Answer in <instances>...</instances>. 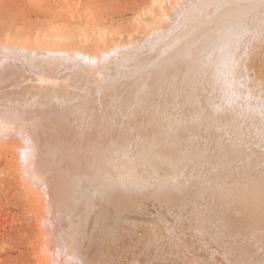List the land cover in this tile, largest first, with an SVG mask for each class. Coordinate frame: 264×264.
<instances>
[{
    "label": "bare ground",
    "instance_id": "1",
    "mask_svg": "<svg viewBox=\"0 0 264 264\" xmlns=\"http://www.w3.org/2000/svg\"><path fill=\"white\" fill-rule=\"evenodd\" d=\"M167 1L170 7L164 5ZM185 1L193 6L201 0H157L160 12L149 9L151 22L138 37L119 34L108 42L102 38V55L106 56L102 60L111 56L112 49L119 51L121 47L133 46L131 42H142L151 30L163 38L179 26L183 28L182 23L194 15L192 9L184 11ZM202 4L204 8L206 3ZM243 4L234 3L238 7L230 16L240 22L239 34L232 36L242 40L233 73L234 82L249 90L250 106L245 109L250 111L244 119L240 113L246 110L238 109L241 103L237 108L223 88L225 84L221 85L214 54L193 50L192 44L187 52L183 51L186 44L177 52L158 56L153 50L156 57L150 52L152 55L149 53L142 60L128 56L129 68L107 72L104 68L108 61L101 68L95 64L97 61L79 59L83 48H78L77 42L69 43L74 35L55 34L60 41L53 45L41 44L39 37L34 47L9 40L0 43V145L8 144L10 151L16 153L24 184L42 207L40 253L44 264H264V237L260 243L261 234L256 236L264 232V78H257L262 67L258 56L264 51V3L253 9ZM197 8L193 9L196 13ZM217 29L219 33L221 28ZM215 31L208 34L215 37ZM147 40L150 41L148 37ZM205 113L211 120H204ZM227 122H237L232 123L235 130L228 129ZM222 123L232 133L225 135L238 137L241 148L247 146L253 153L239 157L248 164L247 180L233 207L219 215L212 212L211 206H205L206 198L204 201L197 195L202 191L201 184L196 198L190 193H186L190 198L186 194L182 198L178 193L181 178L186 170H191L187 164L183 166L186 158L209 170L219 167L220 161L230 160L232 155L228 158L227 154L218 153V141L215 144L208 136L211 126L215 129ZM158 149L162 151L157 152ZM196 167L192 170L199 169ZM225 171L230 173L220 172ZM215 176L217 179L218 174ZM234 177L231 178L235 180ZM231 184L226 186L235 188ZM247 234L255 242L252 247L233 246Z\"/></svg>",
    "mask_w": 264,
    "mask_h": 264
},
{
    "label": "rangeland",
    "instance_id": "2",
    "mask_svg": "<svg viewBox=\"0 0 264 264\" xmlns=\"http://www.w3.org/2000/svg\"><path fill=\"white\" fill-rule=\"evenodd\" d=\"M156 1L157 0H0V43H5V42H8V40H9L13 43H22V44H26L30 47H34V46L38 45V43L36 42V38L39 37L41 40V42H40L41 44H43L44 42H48V44L53 45L54 42L58 43L60 41L59 37L54 36L55 34H58V35L62 34V35H66V36L74 35L70 38V40L72 39L71 42H73V43L69 42V40H67V42H69L70 44H75L77 42L78 44L76 43V45L78 46V48L79 47L83 48V49L81 48L82 52H80V50L78 49L79 53H80L78 55L79 59H86L87 61H93L94 63L97 61L95 64H97L98 66H100L102 64V65H104V67L106 65V63H105L106 61H108L106 67H108V64L110 66L111 65L113 66L116 64L115 66H113V68H112V66L111 67L109 66V68H106V67L104 68V67H102V65L100 66L101 68H104L105 71H107V72L116 71V70L121 71L122 69L129 68L130 65L128 63H130L129 61L131 60V58H129L128 56H130L136 60H142V58L149 56L150 52H152L153 56H155L154 51L155 52L157 51L156 56L161 55L163 53H168V52L173 53L176 50L178 51V48L181 47V45H184V47L186 48V44H187V49H184L183 51L187 52V50L191 49L192 45H194L195 48L193 47V50L195 49L196 51H198L200 49L199 51H201L202 54H205V55H208L210 53L214 54L213 57H214L215 63H217L218 70H219L218 75H221V77L219 76L220 81H221V85L223 87V85L225 84V86L223 88L226 89L227 95L229 94L228 97L231 99V101L233 100V102L236 104L235 106H237V105L239 106L240 103H241L240 106L243 104L245 107L242 105L243 107L241 106V108H240V106H239V108H238V106H237V108L242 110V111L246 107L250 106L249 103L247 102L248 101L247 97L249 95V90H247L248 88H244V86L242 84L240 85V84H238V83L236 84L234 82V80H235L234 77L236 75L233 73V68L236 67V65L238 64V61H239V53H240L241 46H242L241 45L242 40L240 41V38L238 36H236L235 38L232 37L233 34L234 35L239 34L240 22L238 21L239 18H235V17L230 16V15H233V13L235 12L234 10L236 9V7H238V5H234V3L240 4V1H241L242 4L244 3L243 6L247 5L253 9V8H256L257 6H258V8H260V6H263L264 0H262L261 2H260V0H228V1L227 0H201V1H196L195 3H193L194 4V5L192 4L193 6H191V3L189 5V3L185 1L183 3V6L184 7L186 6L184 11L192 9V12L194 13V15H192V17H191L192 19H188L184 22L185 25L182 23L181 27L183 26V28H180V26H179L178 27L179 29L178 28L175 29L173 33L172 32L168 33L169 35L167 34L169 37L167 35H165L164 36L165 38L164 37L161 38V35H159L158 32L151 30L150 32H152L153 36H155V37L153 38L152 33H149V35L147 37H148V39H150V41L147 40V37H146V39H145V37H143L142 40H140L143 43L138 42V41L131 42V44L133 43L134 47L131 44H130L131 46H128V47L124 46L127 49H124V47H121L120 49H118L120 52L117 50L113 51V49H112L113 52L111 50H110L111 53L108 51L109 54H111V56L108 59H106V61L102 60V58L106 57L105 55H102V54H104L102 50L105 49L102 46V44L104 43V40H106L105 42H108V41L112 40L113 38L118 37L119 34L120 35L122 34L123 36H125V35L128 36V34H132L133 37H138L139 33L140 32L142 33L146 29L145 27H147L148 24L151 22V18L149 20V17H151V14H149V9L153 8V9H151L152 11H154L153 13L160 12V10L158 9L159 7H157L158 5L155 4ZM249 1H253V2H249ZM168 2L169 1H167V3L165 2L164 5L165 6L168 5V7H170V2H169V4H168ZM203 2L206 3L205 4L206 7L204 5V8L205 9L207 8L206 11L203 10L204 9L203 4H202ZM248 2H249V4H248ZM185 3H187V4H185ZM187 5H188V7H187ZM196 6H198V7L202 6L203 9L200 8L202 10H199ZM196 8L198 10L197 13L194 12L196 10H193ZM184 11H183V13H186ZM189 13H191V11H189L187 14H189ZM195 13H196V16H195ZM193 16L195 17L194 21H193V19H194ZM184 17H185V15H184ZM198 18H200V19H198ZM216 18L217 19L219 18L220 21H219V19L216 20ZM214 19L216 20V22L214 21ZM198 20H200V21H198ZM140 21L142 22L143 25H140V23H139ZM217 21L219 24L216 25ZM214 22H215V26H214ZM223 24H224V26H221V27L219 26V25H223ZM142 26L143 27L145 26V27L143 28ZM213 26H214V29L212 28ZM225 26H227V27H225ZM139 27L140 28L142 27L143 29L138 31L137 29ZM190 27H192V28H190ZM210 27H211V30H210ZM215 27H216V29H215ZM222 27H224V30H222ZM217 28H221V30L219 31V33L221 32L220 34L217 32L219 30ZM203 29H205V30H203ZM214 30H216L215 33L216 32L218 33V35L216 34L214 36L217 37L218 39L220 38L219 40L217 38H216V40H213V39H215V37H213L211 34L210 35L208 34L209 31H212L210 33L214 34V32H213ZM102 31H104V32H102ZM107 31L109 32V38H108V32ZM203 32H205V37H206V38L204 37L205 39L202 38V36H203L202 34H204ZM85 35H86V38L89 37L88 39L91 41V43L88 39L86 40ZM87 35H90L91 38H90V36L87 37ZM102 35H104V36L107 35V36L104 37ZM111 35H112V37H111ZM158 35H159V38L156 37ZM206 35L207 36L209 35L208 36L209 38L211 36L212 37L209 39ZM79 36H80V38H79ZM81 36L83 37V40H82ZM198 36L201 38H199ZM193 37H194V39H193ZM196 37H198V38H196ZM237 37H238V39H236ZM102 38H104V40L101 41ZM77 39L81 40V41H78ZM127 39H129V37ZM169 39H170V41H169ZM190 39H191V41H189ZM199 39H200V41H199ZM207 39L209 40V42L207 41ZM85 40H86V42H85ZM163 40H165V41L167 40V42H165ZM192 40H193V42H192ZM226 40H227V43H225ZM65 41H63V42L67 43ZM88 41H89V43H88ZM218 41H220V42H218ZM151 42H154V43H151ZM95 43H96V45H94ZM188 43L190 45L191 44L192 45L189 46ZM204 43H206L207 45ZM99 44L102 47H100ZM87 45H88L89 51L86 49ZM143 45L145 47L148 45L149 46L146 48H143L144 47ZM151 45H153L154 48ZM155 45H156V47H155ZM226 45H228V46H226ZM135 46H136V49H135ZM140 46H141V48H140ZM188 46H189V48H188ZM211 46L213 49L211 48V50H209V48ZM97 47H99V48H97ZM129 47H130V49H129ZM131 47L133 48V51L134 50H138V51H134L132 53ZM228 47H230V48H228ZM90 48L92 49V51ZM147 49H149V50H147ZM180 49H179V51H180ZM129 50H130V52H129ZM90 52L92 53L91 55L89 54ZM114 52L115 53L117 52L116 53L117 55L119 52V55L118 56L116 55V57H115ZM100 53H101V56L98 57L100 55ZM84 54H85V56H82ZM97 54H99V55H97ZM88 55H90V56H88ZM92 55H94L97 59L95 57L93 58ZM89 57H90V59H89ZM91 57L93 59H91ZM111 57L112 58L114 57L115 59L113 58L111 60ZM155 57L153 59H155ZM262 59L264 60V51L262 52L261 55L258 56V60H261L260 61L261 62L260 67L261 66L262 67L259 68L257 78L260 75V77H262L261 81L264 78V72H263L264 61ZM121 60L123 62H121ZM217 60L220 62L219 63L216 62ZM98 62H101V63H98ZM226 69H227V71H226ZM228 78H230L231 81ZM254 78L256 79V76ZM235 85H237L238 89L236 88ZM239 86H240V90H239ZM237 93L241 96L237 97V95H238ZM245 99H246V102L248 104L245 102ZM233 102H231V103H233ZM245 103L247 105H245ZM233 106H234V104H233ZM234 108H236V107H234ZM245 110H246V112L240 113L241 117L243 119H244V115L246 113L249 114V112H248L249 108H247ZM207 116H209L207 113L203 114V117L204 118L206 117L204 120H206V121L211 120V118H209V117L207 118ZM243 119L239 118L240 124H242V123L244 124L245 121H243ZM228 123H230V122H227L225 125H228L226 127L227 128L229 127L228 129L231 130L233 128V126H235V125L232 126L233 122L230 123L231 125ZM234 123H237V122H234ZM222 125H223V123L220 124L219 127H217V128L215 127V129L220 128V129H218V131L224 130V128H226V127H225V125H223L224 128L222 129ZM235 127L232 130H235ZM212 128L213 127L211 126V129H209L210 132L208 131L209 138L211 137V140L214 142L218 141L217 144H219V145H221V143H222L221 146L224 145L223 146L224 150H223V147L221 148V146L216 145V146H218V147H216L217 150L218 151L220 150L218 153H220L221 155H222V153L224 155L227 154L226 157L228 156V158L230 155H232L229 158L230 160L231 159L232 160L231 161L229 160L228 162L223 161V163L220 161L221 164L219 163V167L216 166L215 168H212L213 170H211V168L209 170L205 166L203 167L202 166L203 164H201V166L205 169L199 168L198 167L199 163L197 164V162H195V161L191 162V160L189 158H186V160H185L186 163L183 162V164H184L183 166L185 167L188 165V168L191 167V170L188 168H185V169H188V171L190 173L186 170L184 177H183L184 179L179 177V178H181V182H182V180H183V182L182 183L180 182L181 192L178 193V196L184 198V194L190 193V195L194 194L193 198H196L195 195L200 191L199 187L201 186L200 189L202 188L201 189L202 191H200L197 195H200V198L202 197L201 200L205 201L207 199L206 203L203 202L205 204V206H209V207L211 206L210 208L211 209L213 208L212 212H214V213L216 212V214L220 215V214H223L225 212V209H228V208L231 209L233 207L232 205L235 204V200L237 199V196L242 193V191H241L242 186H243V183L247 180L249 167H248V164L244 163L245 161L241 160L239 157L242 154L252 155L253 149L247 148V146H246V148H241L240 145L242 143L238 137L232 135V137H233V139H232V137H230V135H225L226 133L232 134L230 132V130H229V132L227 131L228 130L227 128L225 129L226 131H222V133H221V131L219 132V134L221 133L220 134L221 136H219L217 134L218 133L217 130H215L214 128L212 129ZM211 132H215V133L212 134ZM215 134L217 135L216 138H215ZM222 135H224V136H222ZM225 136H228V138L226 137L227 138L226 139ZM213 137L215 139H212ZM234 138L236 141L234 140ZM228 139H230V140H228ZM224 140H226L227 142L230 141L231 143L230 142L227 143ZM158 143H159V145H162V146L164 145L161 142H158ZM215 144H216V142H215ZM5 145H7V146L5 147ZM227 145H229V146L227 147ZM231 145L233 147V150H232ZM9 146L10 145L5 144V143L3 144L2 147L0 145V264H44L42 262V254L40 253L41 242H42V229H41L40 217H41V214L43 213L42 212L43 210H42V207L40 206V202H38V200H37L38 197L36 195H34L29 190V188L24 184V181H23L22 175H21V171L19 168V164H18L17 159H16V153L13 151H10ZM5 148H7V149H5ZM162 148L164 149V147H162ZM218 148H221L222 150L218 149ZM182 149H183V151L185 150L184 147ZM159 151L161 152L162 150L158 149L157 152H159ZM222 151H226V152H222ZM233 156H234V159H233ZM235 160H236V162H235ZM237 160H239V161H237ZM230 162H231V164H230L231 166L229 165ZM224 163L226 166L222 165ZM185 164H187V165H185ZM192 165L194 166V168L196 166L199 168V169H194L197 172L192 170V167H193ZM220 165H222V168ZM223 167H225V168H223ZM226 167H228V168H226ZM230 168H231V170H230ZM200 169L202 171H199ZM234 169H235L236 173L233 171ZM224 170H227L230 173H227L226 171L224 173H222ZM237 170H238V172H237ZM220 171H222V172H220ZM187 172L189 175L187 174ZM220 173L224 174L225 178H223ZM216 174H218L217 179L215 178ZM228 174H233V176L230 175L231 177H234V176L236 177L237 174H239V175H238V177H236V179H235L236 181H235V180H233V178L228 176ZM202 175H203V178L201 179ZM179 178L177 179V181L178 180L180 181ZM224 179H226L225 180L226 182L224 181ZM237 179H239V180H237ZM217 180H218V183L220 182L219 185H217ZM222 180L225 183L224 186H226V184L228 186V184L230 185L231 183L234 184V182H236L234 184L235 188H231V187L226 186L224 188L225 189L224 190L223 189L224 186H223V184H221V183H223ZM240 180H241L242 184H241ZM192 181L195 183L196 182H198V183H196V184L193 183V185H192ZM188 183H191V185ZM194 184L197 185V187H195ZM199 184H201V185L199 186ZM232 184H231V186L233 187ZM185 185H188V186H185ZM213 185H214L215 191L212 188ZM239 186H241V187L239 188ZM220 187H222V188H220ZM219 188H220V190H217ZM229 188L231 189L230 192L228 191ZM233 189H234V191H232ZM239 189H241V190H239ZM188 190H190V191L192 190V191L189 192ZM194 190L196 192L192 193ZM227 191H228V193H227ZM201 192H204V193H201ZM187 194H186V198H190V197H188ZM206 195L208 198L206 197ZM211 197L212 198L215 197V199H212ZM224 198H225V200H224ZM211 199H212V203L216 202L215 205H213L211 203ZM210 203L213 206L209 205ZM215 207H217V208H215ZM153 210H155V212H156L157 209L153 207ZM181 229L182 228H180V230ZM257 234L258 235L261 234L259 236V238L264 237V232L256 233V236L258 237ZM262 234H263V236H262ZM248 237H249V234L242 236L240 241L237 242L238 245H237V243H235L233 246L238 247L239 249H242V248L248 249V248H250V246L252 247V244L255 242L252 241V239L250 241ZM250 238H252V237H250ZM263 239L260 240V243H263V242H261V241H263ZM201 244H204V243H201ZM190 245H192L190 247H193V244L191 242H190Z\"/></svg>",
    "mask_w": 264,
    "mask_h": 264
}]
</instances>
